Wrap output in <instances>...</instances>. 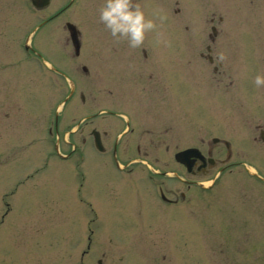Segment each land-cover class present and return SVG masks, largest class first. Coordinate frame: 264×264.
I'll return each mask as SVG.
<instances>
[{
    "label": "rangeland",
    "instance_id": "374dc122",
    "mask_svg": "<svg viewBox=\"0 0 264 264\" xmlns=\"http://www.w3.org/2000/svg\"><path fill=\"white\" fill-rule=\"evenodd\" d=\"M81 1L38 29L30 39L34 48L28 54L21 43L40 18L29 14L22 0H0V206L2 199L10 205L0 221V264H78L81 249L77 245L83 244L88 225H96L103 238L107 235L125 241L131 238V232L132 238L140 237L133 230L137 217L142 212H154L151 199L138 205L126 184L119 185L113 168L94 156L89 163L90 177L86 178L89 188L83 193L99 200L94 207H98L101 221L91 223L88 206L74 200L79 179H74L76 168L69 160L61 163L51 157L45 168L27 178L45 161L35 145L50 151L49 142H42L50 111L57 105L63 110L60 119L64 120L58 123L61 130L66 124L74 125L81 110L80 92L90 110L120 105L130 108L128 112L141 120L139 130L145 127L143 113L147 114L146 126L148 123L153 135L172 125L166 133L174 132L176 147L170 145L173 150L167 153L160 141L153 148L155 155L164 157L159 163L163 169L171 168L173 162L172 168L181 170L172 158L173 152L195 146L186 143L200 134H209L230 142L234 160L243 156L264 172V146L258 142L261 128H257L260 125L264 129V85L253 83L257 73L264 75V13L260 18L256 15L257 11L261 14L264 4L258 0L247 4L246 0H133L146 17L156 22V28L140 45L145 47V55L141 54L142 47L131 48L126 39L112 37L99 21L98 9L103 0ZM59 7L53 6L50 13ZM154 11L166 18L160 21L153 17ZM67 20L76 23L80 31L79 57H73L68 32L63 28ZM213 28L216 71L214 65L200 58ZM34 50L44 57L42 66ZM51 63L75 83V98L65 105L69 88L66 80L50 71ZM83 65L87 73L81 69ZM109 90L114 96L108 95ZM160 112L164 113L161 119ZM152 117L156 118L154 128L150 126ZM72 135L70 139L76 138ZM15 147L18 155H14ZM217 147L216 157L222 159L223 145ZM165 182L174 189L176 181ZM140 183L148 182L143 178ZM257 185L245 168L235 165L217 179L208 193L192 189L193 203L183 210L187 214L182 217L176 211V227L170 220L172 214H157L156 221L149 214L153 222L160 218L162 223L167 222L168 229L154 223L165 234H172L175 227L172 245L158 241L159 253L146 252L145 256L144 243L138 241H94L85 263L264 264V185ZM149 191H153L151 185ZM237 212L239 219L235 217ZM230 229L233 234L227 237ZM174 246L175 251L171 249ZM168 248L169 256L162 258L160 255ZM70 250L77 255L69 256L68 263L65 259Z\"/></svg>",
    "mask_w": 264,
    "mask_h": 264
},
{
    "label": "clouds",
    "instance_id": "9594fccd",
    "mask_svg": "<svg viewBox=\"0 0 264 264\" xmlns=\"http://www.w3.org/2000/svg\"><path fill=\"white\" fill-rule=\"evenodd\" d=\"M152 16L160 21L166 18L165 14L159 11H154ZM98 19L112 37L126 39L131 48L140 46L144 42L146 34L156 28L155 20L146 17L139 4L133 3V0H103L98 9ZM45 63L47 64V62ZM253 83L257 87L264 85V75L257 73L253 78ZM121 117L127 119L123 114ZM71 131H75V128ZM124 131L127 129L117 133V139L123 135ZM67 135L68 133L65 134L66 137ZM245 167L252 170L251 165H245Z\"/></svg>",
    "mask_w": 264,
    "mask_h": 264
},
{
    "label": "flooded vegetation",
    "instance_id": "af4514ba",
    "mask_svg": "<svg viewBox=\"0 0 264 264\" xmlns=\"http://www.w3.org/2000/svg\"><path fill=\"white\" fill-rule=\"evenodd\" d=\"M111 114H114L115 115V113H111ZM104 135L106 136L107 135V133L105 132L104 133ZM126 145L125 146H129L130 144H131V142L130 143H125ZM117 145H118V143H115V142H113V145H112V150L120 157V156H122V157H128L129 156V148L128 147H125V146H123L121 149H120V154H118V147H117ZM145 155H147V153H145Z\"/></svg>",
    "mask_w": 264,
    "mask_h": 264
},
{
    "label": "bare ground",
    "instance_id": "6f19581e",
    "mask_svg": "<svg viewBox=\"0 0 264 264\" xmlns=\"http://www.w3.org/2000/svg\"><path fill=\"white\" fill-rule=\"evenodd\" d=\"M49 2L52 4V5H55L56 4V0H49ZM257 2H259L260 3V5H262V4H264V0H258ZM27 11V10H26ZM28 12V11H27ZM29 13V12H28ZM29 54V53H28ZM48 118V117H47ZM45 132H46V129H45ZM199 157H200V155H199ZM121 183L122 184H126L125 182H120V186H121ZM88 188H89V186H87V190H88ZM91 188H94L95 189V187H91ZM117 190V189H116ZM89 194V193H88Z\"/></svg>",
    "mask_w": 264,
    "mask_h": 264
}]
</instances>
